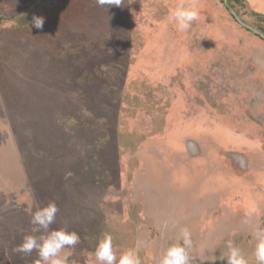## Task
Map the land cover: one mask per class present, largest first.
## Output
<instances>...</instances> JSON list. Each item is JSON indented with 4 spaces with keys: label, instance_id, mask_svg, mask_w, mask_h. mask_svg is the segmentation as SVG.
Returning <instances> with one entry per match:
<instances>
[{
    "label": "rangeland",
    "instance_id": "1",
    "mask_svg": "<svg viewBox=\"0 0 264 264\" xmlns=\"http://www.w3.org/2000/svg\"><path fill=\"white\" fill-rule=\"evenodd\" d=\"M180 6L199 10L188 31L170 18ZM236 9L264 33V18ZM235 153L250 162L242 176ZM49 202V231L80 236L67 264H99L106 234L117 261L135 249L159 264L184 228L192 264H226L228 241L256 264L264 38L223 0H0V264H37L13 249L46 234L31 215Z\"/></svg>",
    "mask_w": 264,
    "mask_h": 264
},
{
    "label": "clouds",
    "instance_id": "2",
    "mask_svg": "<svg viewBox=\"0 0 264 264\" xmlns=\"http://www.w3.org/2000/svg\"><path fill=\"white\" fill-rule=\"evenodd\" d=\"M134 0H95L96 5L107 10L112 7H123L125 3L131 4ZM171 20L175 23L179 31H188L199 18V10L194 7L180 6L170 14ZM45 18L34 15L31 27L42 30ZM59 209L55 202H49L43 207H38L31 215L32 232H43L40 236L26 235L22 243L17 245L13 251L23 255H30L36 251L39 256L37 264H67L70 253H64L66 248H74L80 242V236L75 231L67 229L51 230L50 226L55 222ZM251 216V213H248ZM247 223V220L245 221ZM256 240L254 256L256 264H264V228L257 223L252 230ZM228 252L220 259L226 260V264H248V260L241 250L232 241L226 243ZM192 248L191 233L187 228L182 229L181 239L178 243L170 246L165 251L159 264H192L193 259L190 255ZM63 253V254H62ZM95 258L99 264H141V259L137 250L128 249L123 252L117 261V256L113 250V238L106 234L99 241ZM204 261H215L216 259H201Z\"/></svg>",
    "mask_w": 264,
    "mask_h": 264
},
{
    "label": "crops",
    "instance_id": "3",
    "mask_svg": "<svg viewBox=\"0 0 264 264\" xmlns=\"http://www.w3.org/2000/svg\"><path fill=\"white\" fill-rule=\"evenodd\" d=\"M242 2L252 15L264 18V0H242Z\"/></svg>",
    "mask_w": 264,
    "mask_h": 264
},
{
    "label": "flooded vegetation",
    "instance_id": "4",
    "mask_svg": "<svg viewBox=\"0 0 264 264\" xmlns=\"http://www.w3.org/2000/svg\"><path fill=\"white\" fill-rule=\"evenodd\" d=\"M232 158H233L232 159L233 165L239 169V170H237V174L239 176H242L247 171H249L248 169L250 168V162L246 158V156L239 154V153H235V154H233Z\"/></svg>",
    "mask_w": 264,
    "mask_h": 264
},
{
    "label": "water",
    "instance_id": "5",
    "mask_svg": "<svg viewBox=\"0 0 264 264\" xmlns=\"http://www.w3.org/2000/svg\"><path fill=\"white\" fill-rule=\"evenodd\" d=\"M225 6L228 8V10L231 12V14L234 16V18L237 20V22L239 24H241L242 26L248 28L249 30H251L252 32L258 34L259 36H261L262 38H264V33H262L261 31H259L258 29H256L255 27H253L252 25L246 23L237 13V11L235 10V8L232 6V4L230 3L229 0H223Z\"/></svg>",
    "mask_w": 264,
    "mask_h": 264
},
{
    "label": "trees",
    "instance_id": "6",
    "mask_svg": "<svg viewBox=\"0 0 264 264\" xmlns=\"http://www.w3.org/2000/svg\"><path fill=\"white\" fill-rule=\"evenodd\" d=\"M229 1L232 4V6L235 8V10L237 11V13L239 14L238 9H236V7L243 5L242 0H229Z\"/></svg>",
    "mask_w": 264,
    "mask_h": 264
}]
</instances>
